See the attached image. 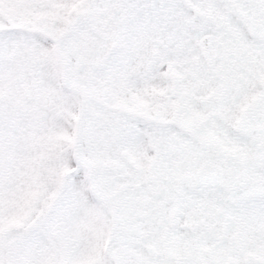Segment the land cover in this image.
Listing matches in <instances>:
<instances>
[{
	"label": "snow or ice",
	"instance_id": "6c2138e0",
	"mask_svg": "<svg viewBox=\"0 0 264 264\" xmlns=\"http://www.w3.org/2000/svg\"><path fill=\"white\" fill-rule=\"evenodd\" d=\"M0 264H264V0H0Z\"/></svg>",
	"mask_w": 264,
	"mask_h": 264
}]
</instances>
